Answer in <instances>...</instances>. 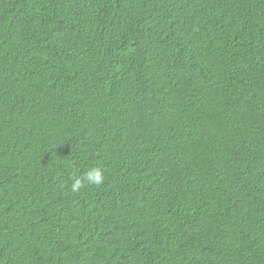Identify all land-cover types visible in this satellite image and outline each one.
<instances>
[{"label":"trees","instance_id":"16d2710c","mask_svg":"<svg viewBox=\"0 0 264 264\" xmlns=\"http://www.w3.org/2000/svg\"><path fill=\"white\" fill-rule=\"evenodd\" d=\"M0 264H264V0H0Z\"/></svg>","mask_w":264,"mask_h":264},{"label":"clouds","instance_id":"9594fccd","mask_svg":"<svg viewBox=\"0 0 264 264\" xmlns=\"http://www.w3.org/2000/svg\"><path fill=\"white\" fill-rule=\"evenodd\" d=\"M105 181V175L101 168L94 167L89 169L84 176V179H75L71 185L70 191L72 193H78L86 186H100Z\"/></svg>","mask_w":264,"mask_h":264}]
</instances>
